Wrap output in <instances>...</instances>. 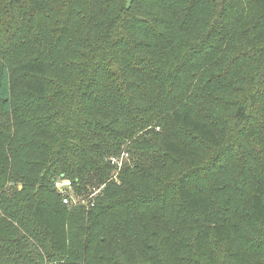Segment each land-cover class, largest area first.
Segmentation results:
<instances>
[{
    "label": "trees",
    "instance_id": "1",
    "mask_svg": "<svg viewBox=\"0 0 264 264\" xmlns=\"http://www.w3.org/2000/svg\"><path fill=\"white\" fill-rule=\"evenodd\" d=\"M0 13V264H264V0H0ZM217 106L233 107L228 141ZM165 120L193 142L148 140ZM124 147L121 169L109 158ZM139 148L151 157L134 161ZM233 157L235 204L218 180ZM58 176L94 207L63 204ZM198 218L258 234L185 259Z\"/></svg>",
    "mask_w": 264,
    "mask_h": 264
},
{
    "label": "rangeland",
    "instance_id": "2",
    "mask_svg": "<svg viewBox=\"0 0 264 264\" xmlns=\"http://www.w3.org/2000/svg\"><path fill=\"white\" fill-rule=\"evenodd\" d=\"M1 16H2V14L0 13V17ZM216 104H224V103H216ZM217 107L221 108L222 106H217ZM232 110H233V107H231V106H223L221 109L218 110V112H221V114L223 115V121L218 123V126H219L218 131L220 132V135H221L220 139L221 140L223 139L224 141H228L227 140V135L229 134L228 123H229V120L231 119V116H232ZM154 131H156L157 135H152V134H156L155 132H153L152 134H149L148 140H150V137H154V140H155V138H160L163 135H174L183 144L188 143V142H193V140H191L189 138V136L186 132L179 131L176 126H171L169 124V122L166 120L164 121L162 126H157L156 129L154 128ZM143 133H139V134L137 133V135L134 137V139L142 137ZM244 134H246V133L241 134L240 139H241L242 135H244ZM243 141L245 143V142H247V139H245ZM142 149L143 148H139V150L132 149V151H135V152L137 151L136 156L133 157L134 161H136L135 157H151V156H149V154H147L148 149L143 153L144 155L141 154V156H139L140 153H142ZM144 149H146V148L144 147ZM128 152H129V150H126V148L124 147L123 152H121L118 155L119 159H121L123 165H124V163L125 164L129 163L130 165H133V163H134L131 160V158L129 157V155L131 153L130 152L128 153ZM211 153H212L211 149L204 147L202 150L199 151L198 155L200 157L207 158V157L211 156ZM232 160H233L232 163L234 165V167H233L234 171L231 172L229 169H226V170L220 172L218 174V180L220 182L225 183V187H226L225 189H228V183H229V185H231L227 192H230L231 194L232 193L235 194L237 191H240L241 195L239 197H237V200L234 202V204L239 203V202L242 203V201L245 199V196L243 193L246 192V190H245L246 188L244 186V182H246V180H245L246 178L244 177L245 173L239 172V167L241 165H243L244 162L242 160L239 161L238 157H233ZM257 161L258 160L255 157H247L246 162H247L248 166L251 168V167H253V163H257ZM148 163H150V164H148L149 166H153V165L157 164L156 162H150L149 160H148ZM162 167H164L162 170H157L154 168L153 171L155 173H158L159 171H165L167 169V165L162 164ZM121 169H122V167H121ZM117 172H119L118 169L116 171H113L110 179L117 181L115 179V178H117V174H118ZM167 173H168V171H167ZM165 176L167 177L169 175L166 174ZM78 184L81 185L82 182L80 181ZM104 185H101L98 188L94 187V189H92V191H91V195L88 198L94 199V198L98 197L101 194L102 190L104 189ZM18 187L20 188L21 186L19 185ZM239 188H241V189H239ZM231 189L234 191L232 192ZM72 196H73V199H72L71 204H68L69 206H71V207H82L85 210L88 208L94 207V203L88 201V199L86 200L83 197V195L79 194V192L77 191L75 186H74V192H73ZM247 197H249V195H247ZM202 220H203V218H198L197 220H191V219H185L184 220L186 225L192 224L195 222V224H192L194 226L191 229L186 230L184 232H181V235H184V237L182 236L183 239L187 238L190 241V243L192 242V240H194V242L191 243V247L189 249V250H191V253L189 251H183L182 253L181 252L179 253V255L183 256L185 259H188L192 256L193 248H195L197 251H200L203 253L206 252L205 254H208V255L210 254V252H212L210 254L211 256L212 255L219 256L218 253H221L220 251H222V250L217 248L215 245L223 244L227 237L229 238L230 241H232L234 243L235 249L238 252L242 248V243L245 242V237L241 234L242 232H246V231L249 232L253 239L256 238L257 234H258L257 225L253 222L250 223V221H247L244 223L236 222V223H238L237 225L240 224L239 226H243V228L240 229V232H233V231H231L230 228L225 229V227L212 229V226L208 227L206 224H201ZM175 240H177L176 237H173L171 239L172 242ZM211 246H213V247H211ZM208 247H210V252H209V250H207ZM232 250H233V248L230 249V251H232ZM135 253H136V255H141V253L139 252V249H135ZM157 255H159L158 252H157ZM168 255H170L172 258L175 256L178 257V253L172 252L171 250H169ZM128 256H130V255H125V256L123 255L122 257L124 258V257H128ZM131 260H125L124 262H127V264H128V262L134 261V260H132V261ZM250 261H251V259L248 258L246 260V262L242 263V264H250Z\"/></svg>",
    "mask_w": 264,
    "mask_h": 264
},
{
    "label": "built area",
    "instance_id": "3",
    "mask_svg": "<svg viewBox=\"0 0 264 264\" xmlns=\"http://www.w3.org/2000/svg\"><path fill=\"white\" fill-rule=\"evenodd\" d=\"M123 158V157H122ZM111 165L120 168L122 161L119 158L111 157L109 158ZM53 186L61 196L63 204H71L73 199L74 185L71 179L65 176H58L53 180Z\"/></svg>",
    "mask_w": 264,
    "mask_h": 264
}]
</instances>
